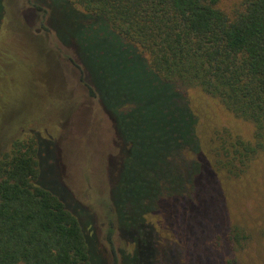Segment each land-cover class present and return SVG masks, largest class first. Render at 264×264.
<instances>
[{
  "label": "trees",
  "instance_id": "1",
  "mask_svg": "<svg viewBox=\"0 0 264 264\" xmlns=\"http://www.w3.org/2000/svg\"><path fill=\"white\" fill-rule=\"evenodd\" d=\"M219 1L32 3L44 35L52 31L56 47L72 51L78 82L112 119L104 205L132 249L110 264H244L235 249L248 224L262 222L264 239V219L235 210V188L244 203L261 201L254 187L264 172L254 169L264 165V0H241L230 14ZM54 5L64 24L50 21ZM2 13L0 0V61L17 66L16 52L40 58L41 30L29 41L18 34L1 42L14 35ZM188 87L249 122L250 138L197 132ZM0 91V264H94V238L82 229L71 192L60 181L69 196L62 198L40 180L45 139L24 127L28 119L13 117L5 85Z\"/></svg>",
  "mask_w": 264,
  "mask_h": 264
},
{
  "label": "rangeland",
  "instance_id": "2",
  "mask_svg": "<svg viewBox=\"0 0 264 264\" xmlns=\"http://www.w3.org/2000/svg\"><path fill=\"white\" fill-rule=\"evenodd\" d=\"M240 2L220 0L219 6L230 14L234 8H239ZM32 3L34 0H2L1 23L14 35L3 36L1 42L16 41L18 34L29 41L28 37L35 36L42 29L40 10H33ZM58 7L54 5L49 14L50 21L56 25L64 24L63 13ZM40 8L45 7L40 5ZM39 34L42 38L36 43L41 50L37 53L40 58L16 52L17 66L13 67L10 63L4 65L0 61V68L4 69V72H0V86L6 87L7 106L12 107L13 117L21 122L28 119L30 123L24 127L33 128L45 139L41 140L40 180L66 199L69 196L62 183L77 201H72L71 206L79 212L82 229L94 238L90 250L94 254L92 262L102 264L100 256L107 264L113 259L117 262L119 250L130 252L132 245L118 237L114 224H110L106 218V215L110 216L104 205L110 199V154L115 152L112 119L98 99L89 96L78 82L77 71L68 61L74 59L72 51L56 47L58 43L52 31L44 35L41 30ZM54 50L59 52L55 54ZM184 94L196 116L197 132L204 131L211 135L213 130H217L218 134L250 138L251 124L233 116L217 99L196 87L186 88ZM47 139L53 142L54 148ZM257 172H264V165L260 166V162L254 169V173ZM259 178V183L254 187L257 200H261L259 204L253 206L251 202L244 203L245 196L235 188V210L244 217L245 208L249 211L252 209L251 212L258 213L256 218L263 220L264 179ZM146 219L153 222L155 218L148 215ZM261 224H248L246 239L240 241L241 245L235 249V254L244 264H264V239L259 230ZM109 228L111 234L108 235ZM124 262L128 263V260L124 259Z\"/></svg>",
  "mask_w": 264,
  "mask_h": 264
}]
</instances>
